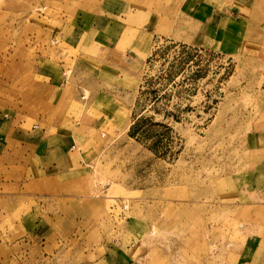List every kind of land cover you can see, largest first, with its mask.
I'll list each match as a JSON object with an SVG mask.
<instances>
[{
    "label": "rangeland",
    "instance_id": "1",
    "mask_svg": "<svg viewBox=\"0 0 264 264\" xmlns=\"http://www.w3.org/2000/svg\"><path fill=\"white\" fill-rule=\"evenodd\" d=\"M125 1L160 17L137 36L143 52L119 44L92 60L60 35L109 0H0V264H95L114 248L137 264L251 253L241 242L264 216L225 205L252 173L264 183L246 150L264 128V42L194 46L162 21L183 0ZM129 63L134 74L121 69ZM65 124L78 127L73 140L54 150ZM64 154L83 165L53 171ZM133 230L147 231L139 252Z\"/></svg>",
    "mask_w": 264,
    "mask_h": 264
},
{
    "label": "crops",
    "instance_id": "2",
    "mask_svg": "<svg viewBox=\"0 0 264 264\" xmlns=\"http://www.w3.org/2000/svg\"><path fill=\"white\" fill-rule=\"evenodd\" d=\"M127 2L125 0L98 2L94 4L93 12L77 14V26H73L70 31L60 35L64 44L77 51L79 58L86 57L93 60L94 58L88 56V54H96L100 52L101 48H105V52L112 53L119 44L123 46L125 55L139 57L143 52L141 47L144 46L136 47L137 36L141 38V36L147 35L148 23L153 19L158 22L160 17L148 13L149 11L137 10V12ZM172 9V17L168 16L162 21L171 22L170 28L173 37L177 36L194 46L202 47L205 43L212 44L226 36H231V39H241L242 43L254 46L263 45L264 0H183ZM83 17L87 18L85 22L82 21ZM89 21L90 24L87 27L86 23ZM129 59L132 60L133 58L129 57ZM130 65L131 63L127 67L121 66V69L126 73L134 74L135 70ZM50 84L52 85L53 82H50ZM258 97H264V95L261 94ZM260 115H264V113ZM72 127L68 124L56 128L63 135L60 136V144L53 146L54 150L57 147L60 150L61 148L67 149L66 141L73 140V133L78 128L73 125ZM65 134L67 136H64ZM246 150L253 157V163L264 170V128L259 126L251 129L246 141ZM77 153V156L80 155L79 152ZM77 156L74 158H68L65 154L63 157L60 156L59 160L54 162L56 163L55 166H51L52 170L55 171L58 168L64 171H74L78 165H83V161ZM73 173L64 174L66 176ZM249 179L253 181L251 189L248 190L249 192L237 191L234 195L235 202H230V204L227 202L225 206L232 208L250 204L253 207V212L258 210L264 216V188H261L264 183L256 182L253 173L249 176ZM243 187L244 185H242ZM223 196H225V199L229 197L228 195ZM244 197H251L252 201L245 202ZM253 223L259 224L257 233L241 242L243 249L246 245L252 246L251 253L241 252L235 254V264H264V230L262 234L259 232L260 229H264L260 228L264 226V221L259 219L257 222L254 220ZM133 225L141 228V222L139 221H135ZM146 234L147 231L145 233L132 231L131 248L133 250L139 252L141 248L139 249L140 244L139 246L137 244L140 243L141 237ZM109 251V253L100 257L95 264H137V260L128 254L127 251L130 250L114 248ZM244 260L247 262H242Z\"/></svg>",
    "mask_w": 264,
    "mask_h": 264
}]
</instances>
